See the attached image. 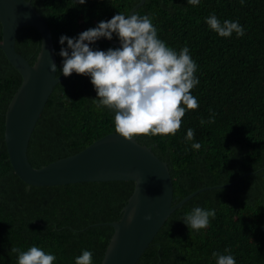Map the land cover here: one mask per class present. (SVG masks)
Here are the masks:
<instances>
[{
  "label": "trees",
  "instance_id": "1",
  "mask_svg": "<svg viewBox=\"0 0 264 264\" xmlns=\"http://www.w3.org/2000/svg\"><path fill=\"white\" fill-rule=\"evenodd\" d=\"M30 1L51 29L59 75L89 38L131 39L128 12L139 0ZM133 21L132 45L92 42L54 86L28 144L30 163L42 167L129 127L167 162L172 204L242 175L175 209L136 264H264V0H145ZM40 43L36 28L18 29L15 49L30 64ZM21 82L0 48V264H101L108 223L120 218L134 181L21 180L4 140Z\"/></svg>",
  "mask_w": 264,
  "mask_h": 264
},
{
  "label": "water",
  "instance_id": "2",
  "mask_svg": "<svg viewBox=\"0 0 264 264\" xmlns=\"http://www.w3.org/2000/svg\"><path fill=\"white\" fill-rule=\"evenodd\" d=\"M144 2L139 0L128 12L133 31L131 39L121 42L104 36L89 38L82 46L76 63L57 75L51 29L40 12L30 0H0V48L22 76V82L8 104L4 126L8 158L17 176L34 186L134 181L133 191L121 209L120 218L108 223L113 227V233L101 264H136L175 209L199 192L227 187L242 177L240 175L226 184L199 188L172 204L173 184L167 162L152 151V146L138 142L139 132L130 135L129 127L124 133H107L82 150L42 167L35 168L30 163L28 144L54 86L78 68L92 42L102 40L117 46L132 45L137 39L133 13ZM23 26H32L40 33V48L33 64L15 49L17 31Z\"/></svg>",
  "mask_w": 264,
  "mask_h": 264
}]
</instances>
